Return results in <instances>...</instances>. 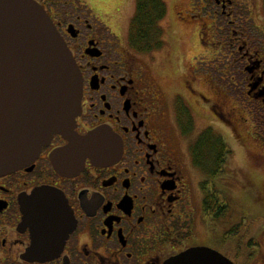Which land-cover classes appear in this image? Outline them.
<instances>
[{
    "label": "flooded vegetation",
    "instance_id": "obj_1",
    "mask_svg": "<svg viewBox=\"0 0 264 264\" xmlns=\"http://www.w3.org/2000/svg\"><path fill=\"white\" fill-rule=\"evenodd\" d=\"M33 1L82 75L76 132L108 128L123 152L112 165L87 160L65 176L52 155L67 142L55 135L33 164L0 177V264H166L197 248L264 264V181L225 182L229 148L220 164L203 161L199 147L205 139L226 145L229 133L264 140V0H181L176 15L195 28L194 55L188 71L180 56L184 84L174 92L156 72L170 60L171 0H145L147 19L138 18L139 0ZM41 189L63 201L72 230L48 259L31 254L22 212Z\"/></svg>",
    "mask_w": 264,
    "mask_h": 264
},
{
    "label": "water",
    "instance_id": "obj_2",
    "mask_svg": "<svg viewBox=\"0 0 264 264\" xmlns=\"http://www.w3.org/2000/svg\"><path fill=\"white\" fill-rule=\"evenodd\" d=\"M82 97L81 72L44 9L33 0H0V177L33 164L55 135L67 142L52 155L61 175L79 174L87 160L99 167L118 161L122 142L108 128L76 132ZM63 207L47 189L23 200L34 257L60 254L72 232ZM166 264L233 263L215 250L197 248Z\"/></svg>",
    "mask_w": 264,
    "mask_h": 264
},
{
    "label": "rangeland",
    "instance_id": "obj_3",
    "mask_svg": "<svg viewBox=\"0 0 264 264\" xmlns=\"http://www.w3.org/2000/svg\"><path fill=\"white\" fill-rule=\"evenodd\" d=\"M184 7L185 2L181 0H171L170 21L165 25V31L172 37L170 38L169 46L165 49L168 50V59L170 60L164 62L163 69H156L158 75H163V84L167 89H170L171 92L178 91L181 89L182 84H184L182 79L176 74L177 70L175 71V66L180 56L183 62L186 61L187 63V71L193 63V57L191 56L194 55L192 51L194 50L192 33L195 28L190 24L186 26L182 25L176 15V13L181 12ZM201 88L204 90L203 85H201ZM249 127L252 131V127ZM200 128L201 124H198L197 133L200 131ZM250 139L252 138L247 136V141L243 143L242 141L244 140H238L233 137L231 133L225 135L226 148L230 150V157L227 160L228 163L225 172V182L230 178L243 181L250 180L251 178L257 185H261V181H264V140L251 141ZM205 160L207 161L208 158L205 157ZM219 182L220 185H218V187L223 189L226 183L223 184L221 179H219ZM262 187H264V183ZM250 202L251 201L247 202L248 206L251 208L250 215L254 216L252 214V204Z\"/></svg>",
    "mask_w": 264,
    "mask_h": 264
},
{
    "label": "trees",
    "instance_id": "obj_4",
    "mask_svg": "<svg viewBox=\"0 0 264 264\" xmlns=\"http://www.w3.org/2000/svg\"><path fill=\"white\" fill-rule=\"evenodd\" d=\"M140 3H144V9L142 7L139 8L138 11V18L144 17L148 18V13H147V4L145 0H139ZM147 26V25H146ZM145 33L147 32L146 28ZM148 45H145L144 50L148 51ZM201 148L202 152L200 153L202 155V159L207 157L208 159H213L217 158L219 159V163L221 164V160L225 158L227 154V149L226 145L221 139H218L217 141H213V143L207 139L201 141V144L199 145ZM208 154V155H207Z\"/></svg>",
    "mask_w": 264,
    "mask_h": 264
}]
</instances>
